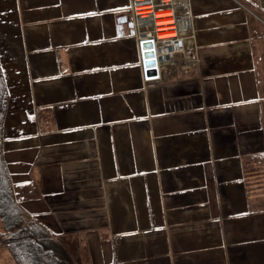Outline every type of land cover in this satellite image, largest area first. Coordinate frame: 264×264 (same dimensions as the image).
Here are the masks:
<instances>
[{
	"label": "crops",
	"instance_id": "obj_1",
	"mask_svg": "<svg viewBox=\"0 0 264 264\" xmlns=\"http://www.w3.org/2000/svg\"><path fill=\"white\" fill-rule=\"evenodd\" d=\"M191 2L197 60L145 82L130 0H0L14 198L83 264H264V0Z\"/></svg>",
	"mask_w": 264,
	"mask_h": 264
},
{
	"label": "built area",
	"instance_id": "obj_2",
	"mask_svg": "<svg viewBox=\"0 0 264 264\" xmlns=\"http://www.w3.org/2000/svg\"><path fill=\"white\" fill-rule=\"evenodd\" d=\"M170 12L171 16L158 18V12ZM172 20L174 36L160 39L159 20ZM119 38L136 39L144 81L158 80L164 67L174 63L176 55L187 61L197 60L196 50L188 47L194 38L191 0H131L130 15L116 18Z\"/></svg>",
	"mask_w": 264,
	"mask_h": 264
},
{
	"label": "trees",
	"instance_id": "obj_3",
	"mask_svg": "<svg viewBox=\"0 0 264 264\" xmlns=\"http://www.w3.org/2000/svg\"><path fill=\"white\" fill-rule=\"evenodd\" d=\"M6 104L0 80V243L8 247L18 264H83V251L76 238L52 235L25 215L14 198L2 148Z\"/></svg>",
	"mask_w": 264,
	"mask_h": 264
},
{
	"label": "bare ground",
	"instance_id": "obj_4",
	"mask_svg": "<svg viewBox=\"0 0 264 264\" xmlns=\"http://www.w3.org/2000/svg\"><path fill=\"white\" fill-rule=\"evenodd\" d=\"M157 17L158 18H166L168 16H171V13L170 12H158L157 13ZM170 24H173V21L172 20H159L158 21V27H159V32H161V37L160 39H163V38H169V37H172L174 36L173 34H169L168 32H170V30L173 29V26H168Z\"/></svg>",
	"mask_w": 264,
	"mask_h": 264
},
{
	"label": "rangeland",
	"instance_id": "obj_5",
	"mask_svg": "<svg viewBox=\"0 0 264 264\" xmlns=\"http://www.w3.org/2000/svg\"><path fill=\"white\" fill-rule=\"evenodd\" d=\"M177 58H178V56H177Z\"/></svg>",
	"mask_w": 264,
	"mask_h": 264
}]
</instances>
